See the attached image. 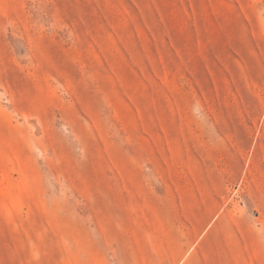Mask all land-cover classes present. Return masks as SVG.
Wrapping results in <instances>:
<instances>
[{"label": "rangeland", "instance_id": "374dc122", "mask_svg": "<svg viewBox=\"0 0 264 264\" xmlns=\"http://www.w3.org/2000/svg\"><path fill=\"white\" fill-rule=\"evenodd\" d=\"M0 264H264V0H0Z\"/></svg>", "mask_w": 264, "mask_h": 264}]
</instances>
